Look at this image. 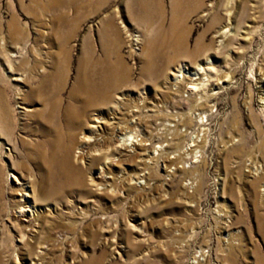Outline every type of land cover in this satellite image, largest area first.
Segmentation results:
<instances>
[{
	"label": "rangeland",
	"instance_id": "rangeland-1",
	"mask_svg": "<svg viewBox=\"0 0 264 264\" xmlns=\"http://www.w3.org/2000/svg\"><path fill=\"white\" fill-rule=\"evenodd\" d=\"M0 264H264V0H0Z\"/></svg>",
	"mask_w": 264,
	"mask_h": 264
},
{
	"label": "bare ground",
	"instance_id": "bare-ground-1",
	"mask_svg": "<svg viewBox=\"0 0 264 264\" xmlns=\"http://www.w3.org/2000/svg\"><path fill=\"white\" fill-rule=\"evenodd\" d=\"M82 83V82H81ZM83 84V83H82ZM92 85H94V84H90V85H85L84 84V86H80L79 87V89H83V90H85V91H88V90H90L91 89V87H92ZM97 85V84H96ZM96 85H94V86H96ZM117 84H115V83H112V82H105V83H103V85L102 86H106V87H108L109 89L110 88H113L114 86H116ZM98 87V86H97ZM49 108V107H48ZM48 110V109H47ZM72 110V109H71ZM72 114H74V112L72 111L71 112ZM45 115L44 116H46L45 118H46V121L49 123V125H47L50 129H51V126H52V121L54 120V116H52V113L51 112H49V110H48V112H46V113H44ZM78 120H80L79 118H75V116H70V117H67L66 118V127H68V129H70L71 131L73 130V129H77V125H79L80 123L78 122ZM103 120L104 119H102V118H100V117H95L94 119H93V122H92V124H91V126H89V129H88V133L89 134H86V135H84L83 137H82V140H81V142H79L80 143V145H79V147L77 148L78 149V151H77V153H76V158H80L83 154H82V148H83V145H85V144H89V143H93V142H96L97 140H96V138L98 137V136H101V133H104V132H106V128L105 129H102V124L103 123H105V122H103ZM113 124V123H112ZM111 124V125H112ZM69 130V131H70ZM100 130V131H99ZM77 131V130H76ZM62 132V131H61ZM61 132H59V133H61ZM99 132V133H98ZM69 134H70V132H69ZM76 134V133H75ZM57 135H59V134H56V136ZM74 135V134H73ZM76 136V135H75ZM74 136V137H75ZM102 136H103V134H102ZM55 137V136H54ZM70 137H72V134H71V136ZM57 138V137H56ZM60 138V137H59ZM62 138H63V136L61 135V141H62ZM69 138V137H68ZM55 139V138H54ZM60 140L58 141V143L59 142H61ZM121 144H125V145H127V144H138V141H137V139H136V137L134 136V133L133 132H129V133H127V134H124V136H123V138L121 139ZM49 142H51V141H49ZM66 143V142H65ZM56 145V144H55ZM65 145V144H64ZM63 145V146H64ZM124 146V145H123ZM72 148H73V146L71 145V146H69L68 144L66 145V150L64 151V152H61V156H60V154L58 155V156H60L59 157V159H60V162L62 163V167H60V168H62L61 169V173L64 175V178H65V181H64V185H66L67 187L68 186H72L74 183H77L78 185L80 184V185H82L83 184V181L81 180V178H80V175L81 174H79V173H77L76 171H73V169H71L70 168V164H71V161H72V152H71V150H72ZM63 151V150H62ZM117 151V150H116ZM56 155V156H57ZM57 156V157H58ZM58 159V158H57ZM112 160V157L110 158L109 157V155L106 157V163H105V165L107 166L109 163H110V161ZM66 165L67 167L66 168H63V165ZM64 165V166H65ZM105 165L101 168V171L103 172V171H105V169L107 168V167H105ZM101 172V173H102ZM98 177H100V176H98ZM97 179V177H95V176H93V178H92V183L95 185V186H99V183H98V181L96 180ZM76 184V185H77ZM71 189V188H70ZM58 191V190H57ZM61 191V190H60ZM65 191V190H64Z\"/></svg>",
	"mask_w": 264,
	"mask_h": 264
},
{
	"label": "built area",
	"instance_id": "built-area-1",
	"mask_svg": "<svg viewBox=\"0 0 264 264\" xmlns=\"http://www.w3.org/2000/svg\"><path fill=\"white\" fill-rule=\"evenodd\" d=\"M138 45L134 44V49L139 50ZM185 70L188 71V67L185 66ZM201 74V73H200ZM180 75L181 73L177 74ZM195 79V76L193 77ZM203 80H206V78H203ZM160 149V148H159ZM204 151L202 150L201 144H183L182 150L180 152H177L172 157V160L174 161V165L171 168L167 169L168 177L171 178L172 174L176 173L177 171H193L199 165L202 163L204 159ZM213 178V181L215 182V185H218V182L220 180V177L215 174ZM167 178V179H169ZM194 180L195 177H189L186 182L187 189L192 190L194 187Z\"/></svg>",
	"mask_w": 264,
	"mask_h": 264
},
{
	"label": "crops",
	"instance_id": "crops-1",
	"mask_svg": "<svg viewBox=\"0 0 264 264\" xmlns=\"http://www.w3.org/2000/svg\"><path fill=\"white\" fill-rule=\"evenodd\" d=\"M119 36V35H118ZM119 44H120V41H119ZM101 73V72H100ZM101 77H102V74H101ZM90 82H92V81H90ZM94 82H99V81H94Z\"/></svg>",
	"mask_w": 264,
	"mask_h": 264
}]
</instances>
